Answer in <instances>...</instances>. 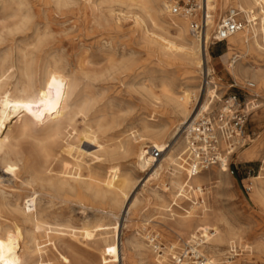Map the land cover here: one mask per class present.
<instances>
[{
  "label": "bare ground",
  "instance_id": "1",
  "mask_svg": "<svg viewBox=\"0 0 264 264\" xmlns=\"http://www.w3.org/2000/svg\"><path fill=\"white\" fill-rule=\"evenodd\" d=\"M52 1L57 10L77 2ZM111 3L132 14L135 25L157 45L162 62L194 65L200 69L201 81L189 80L177 90L163 84L162 100L147 93L155 101V108H165L169 118L154 124L142 120L140 129L133 134L125 131L116 136L114 119L107 120L106 113L97 109L100 93L83 84L86 79L102 81L115 71L99 76L65 71L67 61L49 51L50 59L39 64L35 58L45 53L51 38L49 28L40 32L30 0H5L3 10L11 13L0 24V43L5 30L33 31V37L14 49L0 50V264H68L60 256L61 251L76 255L82 245L92 244L110 250L111 243L121 263L120 239L114 237V229L107 221L129 216L146 199L154 202L160 217L155 226L163 223L171 240L168 253L178 248L174 238L185 237L190 243L201 238L211 245V255H202L203 264H220L216 252L243 239L240 227L234 226L216 206L220 189L228 185V164L223 162L220 167L192 176L185 166V130L208 112L215 100H220L208 50L212 31H217L228 7V11L239 13L244 25L227 41L232 58L225 68L237 80L250 78L254 86H264V73L240 62L264 56V0H197L201 7L195 11L200 12L199 19L195 12L175 14L170 0H100L96 8L104 5L112 15ZM122 11L112 29L122 31ZM202 11L207 14L203 23ZM5 64L17 67V71H4ZM129 64V60L121 61L123 68ZM251 106L252 102L248 109ZM171 120H178V125L173 127ZM83 144L95 150H85ZM149 148L158 149L161 157L148 156ZM261 153L264 141L259 147L238 153V158L248 155L255 159ZM130 158L134 160L132 173L110 170ZM262 163L260 173L243 182L251 181L252 196L264 208V160ZM136 173H147L149 180L143 186V197L137 195L129 208L130 194L144 182L134 177ZM205 184L212 194L210 207L204 206ZM175 196L177 202L193 204L188 216L172 214L169 207ZM201 208L202 215L195 218ZM77 222L81 223L79 227ZM130 244L144 257L143 264L172 262L165 250L160 257L154 256L140 234ZM253 246L244 249L253 250Z\"/></svg>",
  "mask_w": 264,
  "mask_h": 264
},
{
  "label": "rangeland",
  "instance_id": "2",
  "mask_svg": "<svg viewBox=\"0 0 264 264\" xmlns=\"http://www.w3.org/2000/svg\"><path fill=\"white\" fill-rule=\"evenodd\" d=\"M30 1L32 11L35 14L34 20L37 22L40 32L45 31V28L48 27L51 34V38L44 48L45 53H42L41 57L35 58L36 62L42 64L48 61L50 58L47 57V52L49 51L48 53L51 54L58 53L63 60L67 61L68 66L65 71H77L81 75L97 76L100 73H105V71H115L104 77L102 81L94 82L86 79L83 80V84L90 86L92 92L100 93L96 105L97 109L106 113L107 120L114 119L116 128L113 134L115 133L116 136L125 131H127L126 134H133L134 131L140 129L142 120L147 119L154 124L169 118V115L164 114L165 108H155V101L147 93H152L162 100L163 84H169L177 90L181 85L189 83V80L196 79L197 83L201 81L200 69L194 65L162 62L157 45L145 37L142 29L135 25L132 14L126 9H121L117 4L111 3V10L114 12L111 15L104 5L99 9L96 8L100 0H91L90 3L86 0H77L75 4L61 10L56 9L52 0ZM170 1L173 7L177 3L181 7H185L187 3L190 5L197 4V0ZM3 2L5 0H0V21L11 13L9 9L3 10ZM228 9L229 7L224 10V13H227ZM121 10H123L122 13L125 14V18L121 22L122 31H119L112 28L115 25V18L118 17ZM194 14H197V19H199L200 12ZM1 34L3 41L0 43V50L14 49L18 44L30 42L33 37V31L9 33L5 30ZM212 35L208 54L211 57L210 66L214 68L219 83L220 99L231 93L244 97L245 93L239 87L244 86L246 82H254L250 78L237 80L226 70L225 66L231 62L232 54L227 43L218 44L214 41L215 31H212ZM124 60H129V67L123 68L121 66V61ZM240 62L264 73V56L262 58H247L245 61L241 59ZM4 71H17V67L10 68L5 64ZM233 83L237 85V88L229 89ZM255 86L252 93L259 95V102L253 103L254 98L249 100L247 95L246 103L252 102V105L258 107L250 112L245 129V146L237 150L229 166L231 173L228 185L220 189L221 195L219 203L216 205L217 208L225 212V215L227 214L226 216L234 226L240 227L244 236H242L241 241H232L222 247L220 252H216L220 255L218 257L220 264H264V208L252 196L251 181L243 182L260 173L264 153L251 161L238 158V153L252 146L259 147L264 141V86L258 84ZM218 101L215 100L211 109L216 107ZM171 121L173 127L178 125V120ZM14 123L15 120L10 126L13 127ZM82 148L90 151L95 150L87 144H83ZM133 163L134 160L130 158L109 168L117 171L116 173L123 171L132 173ZM233 169L237 177L233 174ZM166 172L167 169L165 168L164 173ZM134 177L137 180H144V182L130 194L128 207L133 204L137 195L140 198L143 197L141 195L143 186L149 180L147 173L146 175L136 173ZM203 188L206 190L204 206L210 207L212 197L210 187L205 184ZM248 188L249 190H247ZM159 190L162 191L161 187ZM168 195L170 196V193ZM176 199L175 196L169 207L172 214L188 216L193 204L186 200L180 203ZM154 207V202H147L146 199L129 216L126 214L124 217L120 216L118 220L112 218L107 221V224L111 225L110 228L114 229V237L120 239L122 264L144 263L142 261L144 257L139 253L137 254V251L130 244L132 238L138 234L143 237L145 244L153 249L154 256L160 257L165 250L169 257L167 248L170 247L171 240L164 231L163 223L155 226L160 221V217L155 213ZM202 210L203 208L195 213V218L202 215ZM78 211L76 212L77 218H80V211ZM170 215L167 213L169 218ZM117 222L119 225L116 224ZM80 224L77 222V227ZM153 236H158L157 243L151 242ZM174 240L178 243L179 249H182L183 245L189 242L185 237H182L181 240L174 238ZM200 244L199 249H202V253L207 256L211 255L208 250L211 245L205 241ZM94 245H82V248L77 250L76 255L64 250L60 252V256L64 257L68 264H121L113 252L115 244L111 243L112 248L110 250ZM155 245H159L161 250H155L153 247ZM248 245H254L253 250L244 249V246Z\"/></svg>",
  "mask_w": 264,
  "mask_h": 264
},
{
  "label": "built area",
  "instance_id": "3",
  "mask_svg": "<svg viewBox=\"0 0 264 264\" xmlns=\"http://www.w3.org/2000/svg\"><path fill=\"white\" fill-rule=\"evenodd\" d=\"M200 8L197 4L190 5V3H187L185 7H181L177 3L174 7V13L189 12L192 14L196 10H200ZM201 18L202 23L203 20H207V14L204 15L203 11ZM243 25L236 10L228 11L215 32L214 41L218 44L227 43L229 38L241 31ZM201 26H199L200 30L202 29ZM231 88H237V85L233 83L229 89ZM239 88L245 93L244 97L232 93L224 95L216 103L215 108L205 112L186 128L185 166L192 176L213 167H220L223 162L230 166L237 150L245 146V129L249 121L250 112L257 108V106L252 105L255 108L251 107V111H249L246 97L248 95L254 98V103L260 97L252 94L255 89L253 83L246 82L244 86ZM147 152V155L153 159L161 157L158 149L149 148ZM151 242L157 243L158 236H153ZM201 242L202 240H195L193 243L187 242L182 249L177 248L172 253L170 252L169 258H171L172 262L169 264H203L204 254L199 249ZM153 247L157 251L161 250L159 245Z\"/></svg>",
  "mask_w": 264,
  "mask_h": 264
},
{
  "label": "crops",
  "instance_id": "4",
  "mask_svg": "<svg viewBox=\"0 0 264 264\" xmlns=\"http://www.w3.org/2000/svg\"><path fill=\"white\" fill-rule=\"evenodd\" d=\"M241 159H245V160H253L254 158L248 156V155H244Z\"/></svg>",
  "mask_w": 264,
  "mask_h": 264
},
{
  "label": "water",
  "instance_id": "5",
  "mask_svg": "<svg viewBox=\"0 0 264 264\" xmlns=\"http://www.w3.org/2000/svg\"><path fill=\"white\" fill-rule=\"evenodd\" d=\"M232 172H233V174L237 177V174H236V172H235V170L233 169L232 170Z\"/></svg>",
  "mask_w": 264,
  "mask_h": 264
}]
</instances>
